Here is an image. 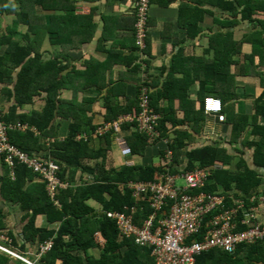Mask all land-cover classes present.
<instances>
[{"label": "trees", "instance_id": "obj_1", "mask_svg": "<svg viewBox=\"0 0 264 264\" xmlns=\"http://www.w3.org/2000/svg\"><path fill=\"white\" fill-rule=\"evenodd\" d=\"M79 3L80 0H0V14L12 18V24L6 26V31L0 37V48L5 47L0 56V82L6 81L7 77L13 79L17 71L12 80L13 87L3 89L8 95L2 96L3 101L9 104L7 109L0 107V119L8 126L14 125L9 130L13 145L31 156L55 162L60 167L59 178L67 184L53 200L48 193L47 181L42 180L33 169L19 164L15 179L12 180L7 166L0 159L1 194L4 200L19 203L25 210V240L38 244V252L42 246L51 244L50 249L37 261L38 264H156L151 255L152 250L140 246L134 237L123 234L118 218L109 214H125L135 224L142 226L150 217L152 208L146 198H137L131 185L154 181L160 174L189 172L197 168L214 167L216 163L224 164L222 170L212 171L209 182L202 189L217 196L225 195L224 205L204 214L203 226L219 216H225L227 211L231 213L239 206L238 202L243 203L248 210L264 205L251 200L252 197L258 200L264 196V191L252 193L253 189L263 183V179L253 169L242 160H238L236 167L232 168L235 157L219 140L212 139L207 144L200 142L208 119L204 102L207 98H218L208 90L212 77L209 75L199 80L196 99L185 93L173 96L174 86H182L181 81L169 80L159 93H144L145 87L152 90L146 69L150 66L147 45L149 31L146 48L141 49L137 44L135 27L136 47L133 53L136 61L133 57L132 62L136 68L132 69L135 73L145 75L140 77L139 85H129L121 80L104 83V72L110 69L111 64L107 63L110 60L95 62L88 58V53H83L79 58L72 56V53L83 51L82 48L86 46L88 49V36L95 37L99 25L95 20L98 9L93 8L89 15L79 14ZM153 3L167 6L169 0H151L150 7ZM136 4L137 0H134L135 24ZM188 5L185 3L180 6L179 20L185 22V25L188 22L190 28L194 26L196 31L198 21L203 20L205 11L191 4L189 8L192 10L189 11L186 9ZM230 8L231 11L235 10L233 4L223 9ZM244 11L249 14L252 12L248 7ZM43 12L50 13L49 19H46ZM198 12L201 16H197ZM99 18L103 22L109 19ZM20 26L26 29L25 33L19 30ZM108 31L107 24H104L98 41L103 40ZM46 38L56 50L49 56L41 49ZM106 53V59H109L111 53L108 50ZM215 65L217 72L225 69L223 61ZM261 85L264 89V81ZM130 86L135 87L132 95L127 94ZM92 87L96 91L110 89V95L103 97L104 107L108 111L102 114L101 121L100 118L95 120L94 112L88 115V111H92L90 106L99 99L82 97L79 102V93L88 92ZM64 90L72 94L64 97ZM117 92H120L118 97L123 102L109 104ZM143 101L147 102V113L158 117L156 128L159 136L150 137L140 131L136 120L124 124L122 135L132 151V155L126 157H143L149 149L160 146L158 155L148 165L124 164L117 168L112 158L114 133H95L99 127L119 116L143 115ZM176 101L179 102L178 107ZM197 102H200V109L195 108ZM39 103H42L41 107ZM25 106H29V111L23 110ZM234 116H230V119ZM259 118H264V90L254 100L252 120L249 121L247 116H239L234 123L232 142L238 141L247 126L256 127ZM17 124L25 128L15 127ZM253 147L255 165L264 167V160H259L260 156L264 157V144L255 143ZM118 156L123 158L120 151ZM173 203L170 202V205ZM244 214L240 208L234 216L229 215L235 225V233L250 230L254 227L252 225L258 223L264 227L259 218L252 219L250 223L245 222ZM39 216L45 217L48 225L59 224L58 229L40 227L36 221ZM201 231L199 240H202L206 228L203 227ZM5 262L6 259L0 264ZM195 264H264V238L254 242H240L232 250L211 248L197 256Z\"/></svg>", "mask_w": 264, "mask_h": 264}, {"label": "crops", "instance_id": "obj_2", "mask_svg": "<svg viewBox=\"0 0 264 264\" xmlns=\"http://www.w3.org/2000/svg\"><path fill=\"white\" fill-rule=\"evenodd\" d=\"M185 3L198 5L199 10L205 11L203 20L198 21L196 31L194 26L190 28L191 24L188 22L185 25V22L179 20L180 6ZM232 4L235 9L232 10L233 12L232 8L223 9L224 6ZM189 5L186 6V9L191 11L192 8H189ZM245 7L251 9V14L245 13ZM93 8L98 9L96 10L97 19H95L99 24L96 36L91 38L89 35L88 49L86 46L82 48L83 51L72 53V56L79 58L83 53H88V58H92L95 62L101 63L110 60L107 63L111 64V67L104 72V83H108L110 80L118 82L121 80L129 85H139L140 77L142 78L145 73H135L132 69L136 68V64L132 62L133 57L136 61L135 53H133L136 47L134 0H80L78 12L89 15ZM150 12L149 40H147L150 66L146 69L150 76L152 90L145 87L143 92L147 94L150 92L151 94L159 93L167 81H181L182 86H174L173 96L177 97L185 93V95L188 94L191 98L196 99L200 87L199 80L205 79V76H211L212 80L208 83V90L213 92L218 97L216 99L223 103L226 121L219 122L216 117L209 116L200 142L205 139L210 142V136L219 140L220 144L228 148L232 156L235 157L234 164L231 165L232 168L236 167L238 160H242L246 166L253 169L263 179V183L253 189L252 193L264 191V167L255 165L253 147L255 143L264 144V118L257 120L256 127L247 126V130L242 133L236 143L231 140L234 123L238 121L239 116H247L249 121L252 120L254 100L264 90L261 85L264 81V0H169L167 6L153 3ZM43 14L46 15V19H49V12H43ZM197 16H201V14L198 12ZM99 17H109V19L106 20V23ZM9 24H12V18L0 14V37L3 36L6 26ZM104 24H107L109 31L105 33L103 40L98 41L104 30ZM19 30L22 33L26 32L22 26ZM20 38L23 37L20 36ZM41 49L48 56L56 52L48 38L43 42ZM223 49V53H220ZM4 50L5 47L0 48V56L3 55ZM107 50L111 53L109 59H106ZM220 61H223L225 69L222 72L218 70V73L215 63ZM128 66L131 67L128 69ZM16 72H14V78ZM14 78L7 77L6 81L0 82V107L3 109H7L9 104L3 101L2 96L7 95L3 89L5 87L11 89ZM134 88L130 86L127 89V94L132 95ZM109 91V88L96 91L92 87L88 89V92L79 93V102L82 97L99 99L97 103L90 106L92 111H88V115L95 113V120L100 118L101 121L102 114L108 111L104 107L103 97L110 95ZM71 94V91H63L64 97H69ZM118 94L120 92L116 93L109 104L123 102ZM175 105L178 107L179 102L176 101ZM38 106L41 107L42 103H39ZM199 106H201L200 102H197L195 108L200 109ZM23 110L29 111V106H25ZM232 115L235 116L230 119ZM114 145L112 158L117 168H121L124 164L128 166L148 165L158 155L160 147L149 149L143 157L135 155L132 158L122 155L123 158H126L123 160L118 156L119 148L116 144ZM134 157L137 158L136 162L133 161ZM259 160H264V157L260 156ZM56 204L58 205V202ZM258 208V218L264 223V205L261 204ZM26 221L25 210L21 204L4 200L0 185V235L9 240L0 242L33 264H38L37 261L45 253L38 252V244H31L25 240L23 227ZM36 221L40 227L49 229H58L59 227V224L48 225L43 216H39ZM10 234L13 235V238ZM5 259L6 264H27L19 258L0 251V263Z\"/></svg>", "mask_w": 264, "mask_h": 264}, {"label": "built area", "instance_id": "obj_3", "mask_svg": "<svg viewBox=\"0 0 264 264\" xmlns=\"http://www.w3.org/2000/svg\"><path fill=\"white\" fill-rule=\"evenodd\" d=\"M150 1L137 0L136 4L138 9L135 27L137 44L141 49L146 48ZM141 105L144 107L143 115L138 117L132 114L119 116L99 127L95 134L114 133V142L121 154L123 156L132 155L131 148L122 135L124 124L133 123L136 120L140 131H144L150 137L159 136L156 128L158 117L155 114L147 113L149 109L146 101L141 102ZM220 107V103L212 99L207 100L205 104L207 112L217 111ZM216 113L218 121L224 122L225 115L221 111ZM15 127L25 128L21 124H17ZM13 128L14 125L8 126L0 119V159L7 166L9 175L12 180L15 179L16 168L19 164L33 169V172L38 174L42 180L47 181L48 193L55 200L58 191L67 187V184H64L58 176L59 165L53 161L48 162L31 156L13 145L9 137V130ZM216 169L222 170V164L216 163L214 167L197 168L189 172L160 174L154 181L131 185L136 191L137 198H146L152 208L150 217L144 221L142 226L135 224L132 218L125 214H109V216L118 218L119 228L123 234L134 237L140 246L152 250L151 255L154 256L156 264H195L197 256L211 248L222 247L232 250L240 242H254L263 239L264 227H261L259 223L252 225L254 227L247 231L238 233L233 231L235 225L229 215L234 216L238 209H243L245 222L250 223L252 219L258 218L257 207L248 210L241 202H238L239 206L234 208L231 213L227 211L226 215L223 214L225 216H219L203 226L204 214L222 207L226 199L225 196H217V194H210L202 190L209 182L212 171ZM251 200L264 203V196L258 200L252 197ZM172 201L174 203L170 205ZM134 212L132 211V213ZM203 227L206 228V231L202 235V240H199L198 235L202 232ZM50 247V243L42 246L41 253L47 252ZM0 250L27 264H33L2 244H0Z\"/></svg>", "mask_w": 264, "mask_h": 264}, {"label": "clouds", "instance_id": "obj_4", "mask_svg": "<svg viewBox=\"0 0 264 264\" xmlns=\"http://www.w3.org/2000/svg\"><path fill=\"white\" fill-rule=\"evenodd\" d=\"M209 99H212V100H215V101H218L219 103H220V109H218L217 111H212V112H207L206 110H205V104H206V101L207 100H209ZM204 111H205V114L209 117V116H213V117H216V112H219V111H221V113L224 115V108H223V103H221L218 99H216V98H207L206 100H205V102H204ZM217 118V117H216ZM218 120V119H217ZM220 164H222V165H224L223 163H220ZM225 196V195H224ZM225 198H226V196H225ZM1 241V240H0ZM2 244V243H1ZM3 245V244H2ZM5 246V245H4ZM8 248V247H7ZM13 252V251H12ZM5 253V252H4ZM15 253V252H14ZM7 254V253H6ZM9 255V254H8ZM11 256V255H10Z\"/></svg>", "mask_w": 264, "mask_h": 264}, {"label": "rangeland", "instance_id": "obj_5", "mask_svg": "<svg viewBox=\"0 0 264 264\" xmlns=\"http://www.w3.org/2000/svg\"><path fill=\"white\" fill-rule=\"evenodd\" d=\"M150 10H151V7H150ZM150 14H151V12H150ZM149 17H150V15H149ZM148 22H149V19H148ZM226 121V120H225ZM224 121V122H225ZM210 133V132H209ZM209 137V136H208ZM211 140L213 139L212 138V136H210L209 137ZM208 143V139H205L203 142H201V144H207ZM136 160H137V158L136 157H134V159H133V161L134 162H136ZM0 240H4L5 242H7V241H9L5 236H1L0 235ZM0 244H1V242H0ZM10 250V249H9ZM0 251H2V250H0ZM3 252V251H2ZM12 256V255H11ZM26 260H28V259H26ZM31 262V261H30Z\"/></svg>", "mask_w": 264, "mask_h": 264}, {"label": "bare ground", "instance_id": "obj_6", "mask_svg": "<svg viewBox=\"0 0 264 264\" xmlns=\"http://www.w3.org/2000/svg\"><path fill=\"white\" fill-rule=\"evenodd\" d=\"M221 102V101H220ZM222 103V102H221Z\"/></svg>", "mask_w": 264, "mask_h": 264}]
</instances>
